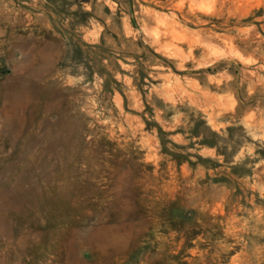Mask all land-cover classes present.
<instances>
[{
    "label": "rangeland",
    "instance_id": "obj_1",
    "mask_svg": "<svg viewBox=\"0 0 264 264\" xmlns=\"http://www.w3.org/2000/svg\"><path fill=\"white\" fill-rule=\"evenodd\" d=\"M0 264H264V0H0Z\"/></svg>",
    "mask_w": 264,
    "mask_h": 264
},
{
    "label": "trees",
    "instance_id": "obj_2",
    "mask_svg": "<svg viewBox=\"0 0 264 264\" xmlns=\"http://www.w3.org/2000/svg\"><path fill=\"white\" fill-rule=\"evenodd\" d=\"M154 55H155V54H154ZM155 56H156V55H155ZM140 78H141V77H140ZM212 136H215V134H212ZM200 145H201V146H206V147H214L213 142L208 141V140H206V139L201 140Z\"/></svg>",
    "mask_w": 264,
    "mask_h": 264
},
{
    "label": "bare ground",
    "instance_id": "obj_3",
    "mask_svg": "<svg viewBox=\"0 0 264 264\" xmlns=\"http://www.w3.org/2000/svg\"><path fill=\"white\" fill-rule=\"evenodd\" d=\"M38 49H39V47H38ZM26 58V57H25ZM42 74V73H41ZM20 81V80H19ZM19 81H18V83H19ZM17 85V84H16ZM20 85V84H19ZM17 87H19L18 85H17ZM30 87V86H29ZM20 88V87H19ZM15 92V91H14ZM26 96H28V95H26Z\"/></svg>",
    "mask_w": 264,
    "mask_h": 264
}]
</instances>
